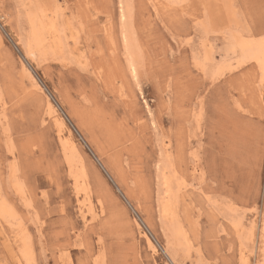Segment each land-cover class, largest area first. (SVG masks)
<instances>
[{
  "label": "rangeland",
  "instance_id": "rangeland-1",
  "mask_svg": "<svg viewBox=\"0 0 264 264\" xmlns=\"http://www.w3.org/2000/svg\"><path fill=\"white\" fill-rule=\"evenodd\" d=\"M261 42L264 0H0V264H264Z\"/></svg>",
  "mask_w": 264,
  "mask_h": 264
},
{
  "label": "bare ground",
  "instance_id": "bare-ground-1",
  "mask_svg": "<svg viewBox=\"0 0 264 264\" xmlns=\"http://www.w3.org/2000/svg\"><path fill=\"white\" fill-rule=\"evenodd\" d=\"M120 4V3H119ZM120 7V6H119ZM154 11V10H153ZM120 13V12H119ZM2 15V14H1ZM216 15V14H215ZM121 18L123 19L124 16H125V13L122 9L121 11ZM217 16V15H216ZM226 17V16H225ZM228 17V16H227ZM19 18V16H18ZM31 18V17H30ZM227 19V18H226ZM30 20V19H29ZM29 24V23H28ZM232 29V28H231ZM125 30V29H124ZM48 31V30H47ZM31 38L30 40L27 42V53L28 55H34V53L36 51H40V48H41V44H42V40H40V36L37 34V32L35 30H32V34H31ZM26 37V36H25ZM29 38V37H28ZM244 40V39H243ZM127 46V45H126ZM256 47H253V50L251 51V53L249 52V54L252 56V58H254L256 61H260L261 64H264V42H261V43H257L255 45ZM209 47V46H208ZM243 47V46H242ZM129 48V46H128ZM44 49V48H43ZM209 49V48H208ZM252 49V48H251ZM248 51H250V49H248ZM210 52V51H208ZM236 52H240V51H236ZM209 56V55H208ZM131 62V61H130ZM134 63V62H133ZM236 63V62H235ZM21 65V64H20ZM134 65V64H133ZM132 66V65H130ZM264 66V65H263ZM135 68V67H134ZM134 68H132V73L134 74ZM201 68V67H200ZM131 69V68H130ZM36 91V90H35ZM46 97V96H45ZM46 99V98H45ZM51 104L48 103L47 106L48 108L51 109ZM148 105V104H147ZM147 107V106H146ZM55 119H58L57 117H54ZM62 132V130H60ZM59 131V132H60ZM60 135L63 136V134L61 133ZM2 203V202H1ZM10 213V212H9ZM10 217V216H9ZM166 224V223H165ZM167 225V224H166ZM178 232V231H177ZM145 238V237H144ZM185 241V240H184ZM186 242V241H185ZM147 243L149 244L150 241L147 239ZM186 249V248H185ZM253 252V251H252ZM168 258L170 259V261L172 262V264H176L175 263V260L172 256H170L167 252H166ZM258 263V262H257ZM263 263V262H262ZM255 264V263H254Z\"/></svg>",
  "mask_w": 264,
  "mask_h": 264
}]
</instances>
